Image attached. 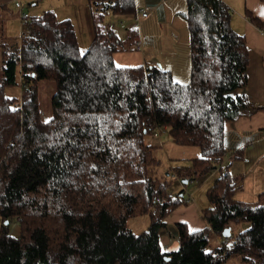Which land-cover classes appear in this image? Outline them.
<instances>
[{"label":"trees","instance_id":"obj_1","mask_svg":"<svg viewBox=\"0 0 264 264\" xmlns=\"http://www.w3.org/2000/svg\"><path fill=\"white\" fill-rule=\"evenodd\" d=\"M88 2L86 49L51 8L30 16L17 40L0 37V264H226L232 257L264 264V191L253 202L236 200L242 177L215 164L226 154L225 122L264 108L247 100L249 53L230 7L185 0L190 79L179 83L155 66L115 65V52L134 49L137 28L120 38L107 18H136L134 0ZM247 16L264 33V21ZM41 80L54 85L47 112ZM13 87L19 98L6 94ZM163 133L201 150L175 160L176 178L219 170L202 211L209 226L175 223L179 246L171 252L162 251L158 233L184 199L168 197L172 179L154 171L158 146L146 141ZM137 215H147L148 226L134 233L128 220Z\"/></svg>","mask_w":264,"mask_h":264},{"label":"crops","instance_id":"obj_2","mask_svg":"<svg viewBox=\"0 0 264 264\" xmlns=\"http://www.w3.org/2000/svg\"><path fill=\"white\" fill-rule=\"evenodd\" d=\"M222 1L231 9V27L246 38L249 53L245 89L247 100L251 105L264 106V33L255 27L247 16L250 13L264 21V3L261 0ZM134 2L136 10L147 11L145 17L136 14V18L117 15H110L107 18L120 38H125L129 27L137 28L134 49L115 52L113 54L115 65L155 66L169 71L176 82L188 83L190 38L185 20L187 12L185 0H134ZM24 3L31 16L51 8L57 19H67L73 23L81 49H86L92 41L93 22L88 0H23ZM18 17L19 13L12 0H0V37H10L8 33L14 35V24L16 21L18 23ZM1 67L0 48V70ZM153 137L156 138L153 142L158 146L157 156L160 160L159 165L154 169L158 175L165 173L167 168L173 169L175 160H188L201 156L199 147L179 145L166 133ZM224 145L226 154L223 160L226 171L242 177L241 188L234 193V198L243 202L255 201L258 194L264 191V108L242 114L235 120L226 121ZM218 175L219 170L215 169L201 180L189 181L184 186L178 182L174 184L177 189L172 188L171 191H177L181 187L190 189L187 193L190 200L174 209L164 219L165 226L158 233L163 252L178 249L179 233L175 223L185 222L190 231L209 226L202 211L209 206L206 190L212 186ZM191 182L199 185L190 188L193 185ZM181 192L184 193V190ZM143 218L142 226L146 225L148 216L144 215ZM1 224L0 220V227Z\"/></svg>","mask_w":264,"mask_h":264},{"label":"rangeland","instance_id":"obj_3","mask_svg":"<svg viewBox=\"0 0 264 264\" xmlns=\"http://www.w3.org/2000/svg\"><path fill=\"white\" fill-rule=\"evenodd\" d=\"M24 7H25V3H24ZM17 12H18V9H17ZM25 12H27L30 16H31V13L29 12V10H28V8L27 7H25ZM36 15V14H35ZM17 16V15H16ZM18 19H19V17H18ZM73 24V23H72ZM22 31H27V25H23V26H20V20L18 21V23H17V21H16V23L14 24V35H12V34H10V33H8V36H10V38H14V39H18L19 38V36H20V33L22 32ZM9 32V31H8ZM6 94L7 95H9V96H13V97H17V98H19V87H13V88H7L6 89ZM53 92H54V85H53V83L51 82V81H49V80H41L40 82H39V102H40V105H41V108H42V110L44 111V112H47L48 110H49V100H50V97H51V95L53 94ZM45 115V114H44ZM156 138H154L153 137V135H148L147 137H146V141L147 142H149V143H153L154 144V140H155ZM157 155H158V152H157ZM170 167V166H169ZM172 171V169H169V168H167L166 169V171H165V173L166 174H169V176H170V178L172 179V182H171V184H170V187L168 188V193H167V195H168V197L170 198V199H174V198H176V196L182 191V190H184V193L183 194H180V195H182V198L183 199H185V196L187 197L188 196V191L190 190H188L187 188H185V189H182L183 187H181V188H179L177 191H171V189L172 188H174V189H177V186H175L174 184L175 183H179V184H181V186H184V183L182 182V179H180V178H176L175 176H174V173L173 172H171ZM170 172H171V174H170ZM193 185L192 186H190V188H192V187H196V185H199L198 183H195V182H191ZM172 186V187H171ZM182 189V190H181ZM179 195V196H180ZM208 202V201H207ZM206 202V205L208 206V203ZM185 203H188V202H185V201H183V204H185ZM205 205V206H206ZM142 219H144L143 218V216H140V215H137V216H134V217H131L129 220H128V225H129V228H131V230L134 232V233H139V232H141L142 230H144V229H146L147 228V226H148V218H146V225L144 224V226H142ZM11 233H13L14 235H18L19 233H18V226L17 225H11ZM216 239H217V242L220 240V238H218V237H216ZM221 241V240H220ZM219 241V242H220ZM226 264H242L241 262H240V260L237 258V257H232V258H230L228 261H227V263Z\"/></svg>","mask_w":264,"mask_h":264},{"label":"built area","instance_id":"obj_4","mask_svg":"<svg viewBox=\"0 0 264 264\" xmlns=\"http://www.w3.org/2000/svg\"><path fill=\"white\" fill-rule=\"evenodd\" d=\"M12 3L14 4V6L18 9V13H19V20L23 25H28L29 24V20H30V15L25 12V8H24V4H23V0H12ZM136 14H138L140 17H145L148 13L145 9H139L137 10ZM30 29H28L27 31L29 32ZM23 34H28V33H23ZM162 132H164V130L162 129ZM158 133L159 130H158ZM224 159V157H223ZM219 160L216 161V165H217V169L221 168L222 170H225V166H224V160ZM190 200V196L188 195L187 197L185 196L184 201L188 202ZM161 198H156V202H161Z\"/></svg>","mask_w":264,"mask_h":264},{"label":"water","instance_id":"obj_5","mask_svg":"<svg viewBox=\"0 0 264 264\" xmlns=\"http://www.w3.org/2000/svg\"><path fill=\"white\" fill-rule=\"evenodd\" d=\"M182 182L184 184H187L188 181L186 179L182 180ZM230 236V228L227 227L224 231H223V237H229Z\"/></svg>","mask_w":264,"mask_h":264}]
</instances>
